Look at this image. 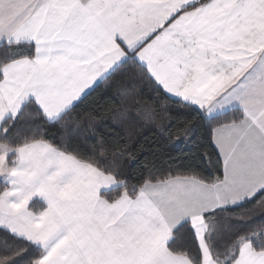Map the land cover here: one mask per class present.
Listing matches in <instances>:
<instances>
[{
	"label": "snow or ice",
	"instance_id": "6c2138e0",
	"mask_svg": "<svg viewBox=\"0 0 264 264\" xmlns=\"http://www.w3.org/2000/svg\"><path fill=\"white\" fill-rule=\"evenodd\" d=\"M0 264H264V0H0Z\"/></svg>",
	"mask_w": 264,
	"mask_h": 264
},
{
	"label": "trees",
	"instance_id": "16d2710c",
	"mask_svg": "<svg viewBox=\"0 0 264 264\" xmlns=\"http://www.w3.org/2000/svg\"><path fill=\"white\" fill-rule=\"evenodd\" d=\"M155 144L159 145L161 143V140L159 139V137L156 138V140L154 141ZM175 154V153H173Z\"/></svg>",
	"mask_w": 264,
	"mask_h": 264
}]
</instances>
